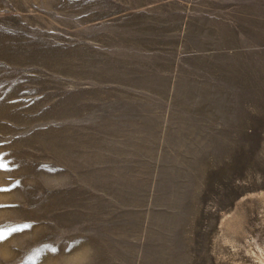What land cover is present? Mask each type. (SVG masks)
I'll list each match as a JSON object with an SVG mask.
<instances>
[{"label": "rangeland", "instance_id": "374dc122", "mask_svg": "<svg viewBox=\"0 0 264 264\" xmlns=\"http://www.w3.org/2000/svg\"><path fill=\"white\" fill-rule=\"evenodd\" d=\"M0 264H264V0H0Z\"/></svg>", "mask_w": 264, "mask_h": 264}]
</instances>
